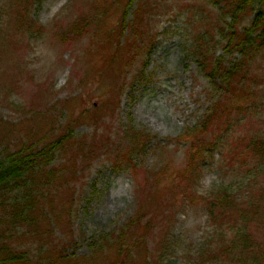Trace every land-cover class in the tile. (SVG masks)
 <instances>
[{"label": "rangeland", "instance_id": "374dc122", "mask_svg": "<svg viewBox=\"0 0 264 264\" xmlns=\"http://www.w3.org/2000/svg\"><path fill=\"white\" fill-rule=\"evenodd\" d=\"M251 19L241 13L240 26ZM222 25L212 0H0V31L15 42L0 34L6 44L0 56L2 138L12 133L20 145L24 135L74 131L57 153L60 183L43 191L36 205L39 226L9 221L25 189L9 195L8 211L0 210L1 258L22 256L9 264H198L213 228L202 203L166 215L169 196L163 193L162 205L163 195L153 188L157 173L161 178L189 165L188 144L176 138L223 101L189 50L201 33L216 57L227 64L240 58L224 52ZM251 65L254 77L245 88L254 95L239 99L242 111L223 118L207 140L214 152L196 190L205 195L229 182L236 190L238 183L240 205L252 196L264 206V164L253 152L244 165L234 162L224 171L219 165L220 151L229 158L237 136L253 135L264 121V54ZM132 127L151 136L147 151L129 153L125 136ZM147 202L160 205L159 212L144 214ZM51 204L56 215L45 217ZM258 213L264 216V209ZM248 214L239 222L242 234L250 227L252 236L263 238L264 228L247 224ZM239 253V264H251V253Z\"/></svg>", "mask_w": 264, "mask_h": 264}, {"label": "trees", "instance_id": "16d2710c", "mask_svg": "<svg viewBox=\"0 0 264 264\" xmlns=\"http://www.w3.org/2000/svg\"><path fill=\"white\" fill-rule=\"evenodd\" d=\"M133 1L139 0H130V3ZM212 1L221 12V23H224L220 28L221 35H223L224 40L226 39L223 50L230 54L237 53L240 58L238 57L234 62L227 64L222 56H215L214 50L209 46L205 35L199 33L193 36V42L189 47L190 54L200 72L209 79L210 83H213L216 90L223 93V101L217 100L210 108V113L204 114L195 125L188 126L184 133L176 138V141H186L188 144L185 155L189 158V165L179 167L176 173L165 172L161 178L157 173L153 189L163 195L162 205L164 194L169 196L167 197L169 205L164 204L163 207V213L166 215L171 211L178 213V210L186 206L202 203V208L206 211L207 218L209 222H212L213 228L210 234L212 237L210 244L208 243L200 252L201 260L198 261V264H239L242 262V257L240 253L235 254L239 248L253 255L251 264H264V237L260 238L259 234L252 236L250 227L247 234H242L241 225H239L240 219L244 218L243 215L249 212L248 218L253 216L251 220L247 221V224L254 225L258 230L261 227L264 228V216L258 213L259 210L264 209L263 204H258L257 198L251 196L246 202L241 203L245 205L241 208L239 194L242 190L238 183L236 190L231 184L232 182L223 184L219 189L215 188L205 195H199L196 190L201 172L208 163V157H212L214 152L212 144L208 143L207 140L215 137L214 133L220 127L223 118H232L235 109L239 113L242 111L243 108L239 105V99L244 100L246 97L254 95V92H249L245 87L254 77L251 63L257 62L260 56L264 54V0ZM243 12L252 15V19L248 25L241 27L239 16ZM33 27L30 25V32ZM26 29L28 30V26ZM0 34L9 37V42L15 45L10 33L6 35L0 31ZM2 39L0 37V56L5 54L2 48L6 44L2 43ZM1 89L0 86V91ZM5 91L9 95L13 93L10 85L9 89L7 88ZM232 99L236 102H232ZM261 108L264 109V101L259 106V109ZM21 109L26 112V108ZM3 121L14 129L12 122ZM260 126L261 128L253 135L249 132L243 134L242 137L237 136V140L234 141L236 147H233L229 152V158L227 154L220 151L219 165L222 171L226 168L236 167V162L238 166L239 164L244 165L246 163L245 156L249 151L253 152L257 164H264V121ZM19 128L20 126H16V129ZM73 132L71 130L68 134L53 138L39 136V134L24 135L20 139V145H17L18 141L16 142L14 137L12 138V133L6 134L3 138L0 134V210L8 211L6 202L11 199L9 198L10 194L26 190L24 196L18 197L19 201H17V197L15 199L14 213L9 219L13 225H25L29 229L38 223L35 221L38 212L36 205L39 204L40 198H44L43 191H49L50 188L60 183L62 176H58L60 171L59 168L55 167L57 153L65 148L66 142L71 141ZM125 138L131 146L130 154L147 151L148 147L152 146L151 136L142 134L140 131L134 130L133 127L128 131ZM233 150L235 156L231 155ZM136 174L137 172H132L133 178ZM145 181L149 182V180ZM169 190L173 193H170ZM21 198H23L22 202L20 201ZM45 207H47V213L43 212L45 217L48 214L50 216L56 215L55 206L51 204ZM258 207L259 210H257ZM160 208V205L147 202L142 212L144 214H146L145 212L157 214ZM143 217L145 216L142 215L141 218H138L140 225H142L141 219ZM146 226H148L147 223ZM69 256L67 255V257ZM20 258L22 256L16 254L9 259L0 257V264H9V261ZM112 264L116 263L112 262Z\"/></svg>", "mask_w": 264, "mask_h": 264}]
</instances>
